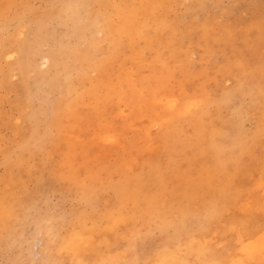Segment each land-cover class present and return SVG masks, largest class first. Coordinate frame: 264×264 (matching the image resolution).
Wrapping results in <instances>:
<instances>
[{
  "label": "rangeland",
  "instance_id": "rangeland-1",
  "mask_svg": "<svg viewBox=\"0 0 264 264\" xmlns=\"http://www.w3.org/2000/svg\"><path fill=\"white\" fill-rule=\"evenodd\" d=\"M0 264H264V0H0Z\"/></svg>",
  "mask_w": 264,
  "mask_h": 264
},
{
  "label": "bare ground",
  "instance_id": "bare-ground-1",
  "mask_svg": "<svg viewBox=\"0 0 264 264\" xmlns=\"http://www.w3.org/2000/svg\"><path fill=\"white\" fill-rule=\"evenodd\" d=\"M155 149V148H154ZM166 253V252H165ZM42 258V257H41Z\"/></svg>",
  "mask_w": 264,
  "mask_h": 264
}]
</instances>
